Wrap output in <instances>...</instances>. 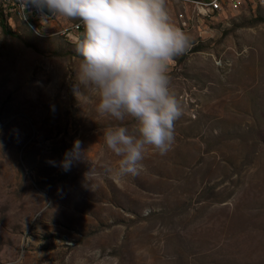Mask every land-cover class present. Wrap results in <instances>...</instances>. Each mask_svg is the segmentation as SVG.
Here are the masks:
<instances>
[{"label":"rangeland","instance_id":"rangeland-1","mask_svg":"<svg viewBox=\"0 0 264 264\" xmlns=\"http://www.w3.org/2000/svg\"><path fill=\"white\" fill-rule=\"evenodd\" d=\"M241 2L202 18L166 0L190 40L168 70L184 112L133 176L103 133L134 122L74 92L80 20L0 0V264H264V0Z\"/></svg>","mask_w":264,"mask_h":264},{"label":"clouds","instance_id":"clouds-1","mask_svg":"<svg viewBox=\"0 0 264 264\" xmlns=\"http://www.w3.org/2000/svg\"><path fill=\"white\" fill-rule=\"evenodd\" d=\"M33 6L42 21L52 16L79 19L84 38L76 52L81 57L78 82L99 94L97 112L123 121L125 126L104 131L108 149L120 156L121 174L137 175L146 147L166 153L175 135L174 123L184 112L170 89L169 66L189 47V37L171 22L166 0H21ZM83 157L78 139L66 151L60 167L68 171ZM55 165L54 161H51Z\"/></svg>","mask_w":264,"mask_h":264},{"label":"built area","instance_id":"built-area-1","mask_svg":"<svg viewBox=\"0 0 264 264\" xmlns=\"http://www.w3.org/2000/svg\"><path fill=\"white\" fill-rule=\"evenodd\" d=\"M183 3L191 4L194 6L197 13L202 18H212L228 14L229 11H237L240 9L241 0H180ZM184 18V15H182ZM74 33H82L84 26L82 21L72 28Z\"/></svg>","mask_w":264,"mask_h":264},{"label":"trees","instance_id":"trees-1","mask_svg":"<svg viewBox=\"0 0 264 264\" xmlns=\"http://www.w3.org/2000/svg\"><path fill=\"white\" fill-rule=\"evenodd\" d=\"M1 15V24H2V28H3V30H4V33L6 34V35H12V36H14V37H16V35L14 34V33H12V32H10L9 31V29L7 28V24H6V22H5V19H4V16H3V14L2 13H0Z\"/></svg>","mask_w":264,"mask_h":264},{"label":"water","instance_id":"water-1","mask_svg":"<svg viewBox=\"0 0 264 264\" xmlns=\"http://www.w3.org/2000/svg\"><path fill=\"white\" fill-rule=\"evenodd\" d=\"M48 16L51 17V14L49 13ZM53 17H55V16H52L51 18H53Z\"/></svg>","mask_w":264,"mask_h":264}]
</instances>
